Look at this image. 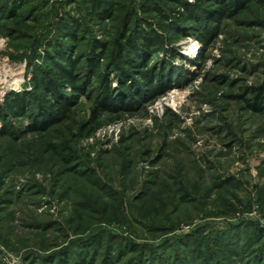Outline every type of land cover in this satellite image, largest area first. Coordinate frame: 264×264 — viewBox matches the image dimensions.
I'll list each match as a JSON object with an SVG mask.
<instances>
[{
    "label": "rangeland",
    "instance_id": "obj_1",
    "mask_svg": "<svg viewBox=\"0 0 264 264\" xmlns=\"http://www.w3.org/2000/svg\"><path fill=\"white\" fill-rule=\"evenodd\" d=\"M177 12L164 0H0V105L30 90L48 55L110 50L126 24L171 37L183 56L158 53L148 67L193 74L128 112L94 117L92 82L46 132L13 120L21 133L0 135V264H264V111L253 109L264 0L224 18L193 64L201 47Z\"/></svg>",
    "mask_w": 264,
    "mask_h": 264
},
{
    "label": "trees",
    "instance_id": "obj_2",
    "mask_svg": "<svg viewBox=\"0 0 264 264\" xmlns=\"http://www.w3.org/2000/svg\"><path fill=\"white\" fill-rule=\"evenodd\" d=\"M164 1L177 4L185 13V17L180 19L184 15L177 12L174 20L179 27L192 28L191 34L194 32L192 35L201 47L199 56L190 64L199 60L203 51L218 37L222 20L231 18L247 4V0H209L213 5H190L185 0ZM7 14L15 16L11 10ZM76 30V26L70 27L73 33ZM117 37L110 50L107 43L95 41L85 55H76L72 50H58L52 56L48 55V65L31 68L30 90L11 93L0 105V135L11 138L21 132L42 133L57 126L67 119L79 97L93 90L92 82L97 83L95 117L97 112H128L145 98L166 92L169 84L182 74L193 76L164 61L165 65L159 62L160 67L156 64L148 67L152 57L158 53H166L168 60L172 61L177 56L183 58L171 47V37L160 35L152 28L133 33L129 24L124 25ZM136 78L140 82L135 81ZM113 84L116 88L112 87ZM262 91L259 89L255 93L254 110L264 111ZM16 119L28 120L24 131L20 132L13 124ZM76 264H86V261L81 259Z\"/></svg>",
    "mask_w": 264,
    "mask_h": 264
},
{
    "label": "bare ground",
    "instance_id": "obj_3",
    "mask_svg": "<svg viewBox=\"0 0 264 264\" xmlns=\"http://www.w3.org/2000/svg\"><path fill=\"white\" fill-rule=\"evenodd\" d=\"M21 83V79H20V77H17L15 80H14V82H13V84L14 85H18V84H20ZM6 95V94H5Z\"/></svg>",
    "mask_w": 264,
    "mask_h": 264
}]
</instances>
